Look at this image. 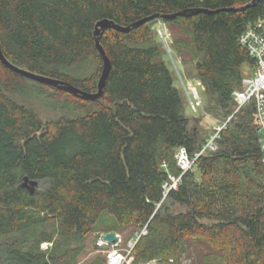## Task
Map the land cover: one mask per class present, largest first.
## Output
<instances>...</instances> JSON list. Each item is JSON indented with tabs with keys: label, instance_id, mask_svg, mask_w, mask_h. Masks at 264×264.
Instances as JSON below:
<instances>
[{
	"label": "trees",
	"instance_id": "1",
	"mask_svg": "<svg viewBox=\"0 0 264 264\" xmlns=\"http://www.w3.org/2000/svg\"><path fill=\"white\" fill-rule=\"evenodd\" d=\"M251 1L0 0V44L8 59L90 92L98 91L104 65L94 34L99 20L127 26L156 13L214 10L156 18L128 32L106 29L101 42L112 67L103 96L94 101L32 80L0 60V264H76L74 245L99 226L104 212L115 219L104 232L147 225L134 248L136 264H179L197 242L209 246L214 264H264L257 105L251 100L234 113L233 97L245 65L255 62L240 36L264 17V0L231 8ZM161 22L186 30L188 38L170 42L172 54L182 75L185 56L195 59L212 119L233 114L216 149H206L166 195L169 175L182 172L179 149L186 146L193 157L214 132L200 137L202 118L186 114L177 71L157 32ZM29 80L62 94L65 103L98 107L44 121L12 94ZM25 176L38 181L35 192L22 186ZM56 234L54 246L42 249Z\"/></svg>",
	"mask_w": 264,
	"mask_h": 264
},
{
	"label": "rangeland",
	"instance_id": "2",
	"mask_svg": "<svg viewBox=\"0 0 264 264\" xmlns=\"http://www.w3.org/2000/svg\"><path fill=\"white\" fill-rule=\"evenodd\" d=\"M157 25L156 28H158L159 26ZM160 27L167 28L173 40L175 38H180L183 36L188 38L185 29L179 27L169 28L162 22ZM185 58L188 60V62L185 65L181 66L183 76L186 82L191 84H197L199 78L196 75L195 59H193L189 55H186ZM177 60L181 63L183 59L181 57H177ZM244 68L245 71H247L249 69V66L246 64ZM176 86L181 90L184 101L186 102V114L191 117L198 116L202 118L201 121L198 122V126L201 129L200 137L206 136L208 132L212 134L214 132L212 130H214V126L217 121L213 120V116L211 115L210 111L207 110V106L210 104V97L208 94L205 93V88L203 89L201 86L198 87L203 98V105L198 111H193L188 105V95L179 78L176 80ZM12 94L18 100L27 101L31 105H33V107L38 111L44 121L54 120L62 115L84 114L98 107L94 103H88L84 106L81 104L65 103L63 99L64 96L62 94H57L46 90L45 88L41 87L38 83H35L30 80L24 83L16 92H13ZM194 124V121H192L191 126H193ZM38 186L39 184L37 185V187ZM165 208L176 212L185 210V207L182 206L180 203H165ZM102 217L103 218L99 223V226H97L96 229L91 232L83 241L77 242L76 245H74L79 246L76 264H97V262H99L100 260H104L103 264H105L108 251L107 249L103 247L100 248L97 245V239L101 233H106L104 232V230H107L109 226H111L110 223H115V219L112 215L105 212ZM140 231L141 229L139 230L133 225L120 228L117 232L123 237V248L126 247L129 240L136 241L138 238L137 232ZM56 239H59L58 234L54 236V239L52 241L43 242L41 244V248L44 250L52 248ZM214 263L215 262L212 257L211 249L206 243L203 242H197L191 245L188 251L181 256L179 262V264Z\"/></svg>",
	"mask_w": 264,
	"mask_h": 264
},
{
	"label": "built area",
	"instance_id": "3",
	"mask_svg": "<svg viewBox=\"0 0 264 264\" xmlns=\"http://www.w3.org/2000/svg\"><path fill=\"white\" fill-rule=\"evenodd\" d=\"M158 35L163 41L170 58L173 61L174 67L177 71L179 79L186 90L188 95V103L193 111H198L203 105V98L199 91V86L204 89L203 82L199 79L197 84H191L186 82L184 76L182 75L177 61L175 60L172 50L170 47V42L172 41L171 34L167 28L158 27ZM241 44L247 48L250 56L254 59V65L249 67L246 71L243 79L242 86L236 88L233 92L234 100L236 101L237 112L242 106L255 100L257 105V116L259 121V142L262 144L264 150V17L256 22L250 23L247 28L243 31L240 36ZM230 115L226 120L217 121L214 126V133L208 139L204 147L196 153L195 156H191L188 148L182 146L177 153V162L182 172L180 175H169V180L164 183L165 195L172 189L178 188L181 182L183 174L192 169L196 159L206 150V149H216L215 140L220 135L221 131L227 127V124L231 117ZM148 233V227L145 225L141 228L140 232H137V240H129L126 247L123 248V237L121 234L116 232L117 240L114 242H109L103 239V234L101 233L97 239V245L101 248L107 249V257L105 264H136L134 248L138 239ZM157 259L147 262L145 264H157Z\"/></svg>",
	"mask_w": 264,
	"mask_h": 264
},
{
	"label": "water",
	"instance_id": "4",
	"mask_svg": "<svg viewBox=\"0 0 264 264\" xmlns=\"http://www.w3.org/2000/svg\"><path fill=\"white\" fill-rule=\"evenodd\" d=\"M257 1L258 0H253V1L249 2L248 4H246L240 8L233 7L231 9H233V10L243 9V8H246V7H249V6L256 4ZM200 12L211 13V12H214V10H210L207 8H191V9L182 10V11L178 12L177 14L191 16V15L198 14ZM177 14H174V15H177ZM174 15H163L160 13H156V14L147 16L141 20H138L136 22H133L132 24L127 25V26L121 25V24L115 22L114 20L107 19V18L99 20L96 23L94 34H95V38H96V46H97V49L99 51V54L103 58L104 65H103V71H102V74H101V77H100V80L98 83V91H96V92L87 91V90L82 89V88H80V87H78V86H76V85H74V84H72L66 80L56 78V77L47 76V75H44L41 73H37V72H34L32 70L26 69L24 67H21L15 63H13L11 60L8 59V57L3 52L1 44H0V60L7 67L11 68L12 70H14L16 72H19L20 74H22V75H24V76H26L32 80H35V81H38V82L59 88L61 90H64V91L69 92L71 94H74L75 96L82 98L84 100L94 101V100L100 99L103 96L104 86H105L107 77H108L110 70H111V67H112L111 60H110L102 42H101V37H102L104 31L108 28H114V29H117L120 31L128 32L131 29H133V28H135V27H137V26H139L145 22L154 20L156 18H169V17H173ZM37 185H38V181L36 179L30 178L29 176H25L23 179V182H22V186L27 187L31 192L36 191ZM103 239L106 241H109V242H114L117 240V234L115 231H108V232L103 234Z\"/></svg>",
	"mask_w": 264,
	"mask_h": 264
},
{
	"label": "crops",
	"instance_id": "5",
	"mask_svg": "<svg viewBox=\"0 0 264 264\" xmlns=\"http://www.w3.org/2000/svg\"><path fill=\"white\" fill-rule=\"evenodd\" d=\"M158 25H159V26H158ZM158 25H157V26L160 27L161 23H158Z\"/></svg>",
	"mask_w": 264,
	"mask_h": 264
}]
</instances>
